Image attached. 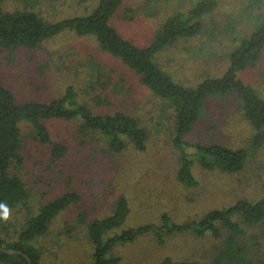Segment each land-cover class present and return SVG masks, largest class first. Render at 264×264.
I'll use <instances>...</instances> for the list:
<instances>
[{"label": "rangeland", "instance_id": "1", "mask_svg": "<svg viewBox=\"0 0 264 264\" xmlns=\"http://www.w3.org/2000/svg\"><path fill=\"white\" fill-rule=\"evenodd\" d=\"M194 1L125 0L112 21L126 37L145 45L170 14L188 10ZM217 1L216 8L205 17L200 35L183 39L158 55L161 66L180 83L193 84L206 76L222 74L227 67L228 51L252 30V17L264 13V0ZM148 2L159 8L157 17L141 10ZM0 4L5 10L25 8L22 0H2ZM83 4L91 1L85 0ZM67 6L63 9L71 11ZM42 13L51 15L48 9ZM95 64L100 66L101 80L93 78ZM240 76L264 97V55L256 66ZM0 82L14 91L19 105L31 100L51 101L71 86L76 100L95 112L126 111L138 117L152 133L146 151L130 145L115 153L108 150L107 140L100 133L84 131L80 120L49 119L46 124L53 141L68 147L63 157L54 158L52 145L35 138L32 125L22 124L24 162L20 173L30 195L10 215V231L16 232L30 214L57 196L72 190L81 194L80 202L55 218L44 238V264H92L87 225L111 214L116 193H125L130 200L131 212L125 227L159 223L162 212L183 223L235 201H254L264 196V144L255 145L256 130L239 108V99L232 96L208 99L188 136L207 145L245 148V166L231 172L219 167L208 169L196 162L194 174L198 183L186 188L177 179V158L168 131L171 125L168 103L121 61L102 51L94 37L64 31L35 48H0ZM231 219L245 225L239 212L233 213ZM261 224L244 229L249 236L257 233L262 237L259 254L264 255V221ZM220 226L221 237L211 234L196 237L185 231L167 235L160 242L153 234H137L130 242L116 245L113 254L120 258L117 264H162L167 257L211 264L228 232L224 224Z\"/></svg>", "mask_w": 264, "mask_h": 264}, {"label": "trees", "instance_id": "2", "mask_svg": "<svg viewBox=\"0 0 264 264\" xmlns=\"http://www.w3.org/2000/svg\"><path fill=\"white\" fill-rule=\"evenodd\" d=\"M22 1L25 8L14 10H5L0 4V48H35L64 31H73L79 37H94L102 51L121 61L168 103L171 109L170 143L177 158V179L184 187L191 188L198 183L194 174L196 162L208 169L219 167L231 172L240 171L247 162L245 148L217 143L207 145L189 138L207 100L213 96L239 99V108L256 130L253 136L255 145L264 144V97L240 76L243 71L256 66L264 55V13L252 17V30L228 51L227 67L222 74L183 84L161 66L158 55L183 39L200 35L204 31L205 17L216 8L217 0H196L188 10L174 11L157 26L152 40L145 45L136 44L113 24V17L125 0H90L91 4H83L85 0H74L71 4L66 0ZM262 1L256 0L258 3ZM65 5L71 11L64 10ZM45 9L51 15H43ZM141 10L156 17L159 15V8L150 2ZM93 70L94 79L102 77L98 64ZM19 104L14 91L0 82V264H44V238L50 233L55 218L80 202L81 194L72 190L57 196L30 214L16 232L10 231V215L25 204L30 195L20 173L24 162L22 124L32 125V135L42 143L52 145L54 158L63 157L68 147L53 141L46 124L49 119L80 120L84 131L94 135L100 133L107 140L108 150L115 153L123 152L130 145L138 151H146L152 133L138 117L126 111L95 112L76 100V92L71 86L62 96L51 101L31 100ZM130 212L128 196L116 193L111 214L93 219L87 225L92 264L119 263L120 258L113 254L114 247L130 242L137 234H153L160 242H164L167 235L185 231L196 237L209 234L221 237L220 223L228 228V232L218 245L211 264H264V255L259 254L262 237L257 233L249 236L244 229L248 225L262 226L264 196L254 201L241 199L183 223L175 222L168 212H162L159 223L125 227ZM237 212L245 225L231 219V215ZM9 249L22 253H10ZM162 264L206 263L167 257Z\"/></svg>", "mask_w": 264, "mask_h": 264}, {"label": "water", "instance_id": "3", "mask_svg": "<svg viewBox=\"0 0 264 264\" xmlns=\"http://www.w3.org/2000/svg\"><path fill=\"white\" fill-rule=\"evenodd\" d=\"M8 251H9L10 253H16V252L22 253L21 251L16 250V249H9ZM26 257H28V256L26 255Z\"/></svg>", "mask_w": 264, "mask_h": 264}]
</instances>
